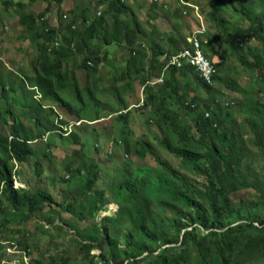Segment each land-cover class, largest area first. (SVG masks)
Here are the masks:
<instances>
[{"label":"trees","instance_id":"obj_1","mask_svg":"<svg viewBox=\"0 0 264 264\" xmlns=\"http://www.w3.org/2000/svg\"><path fill=\"white\" fill-rule=\"evenodd\" d=\"M236 1L240 4L241 19L234 26H229L223 15L218 14L224 7L232 4L231 0H215V3L213 0H208L211 6V16H208V21L211 20L216 30L214 31L209 23L214 34L206 33L209 37L208 42L202 39L201 33H196V35L202 41V47H207L211 51L208 58L216 55L214 41L220 36L225 46L221 49L226 55L237 53L242 63L252 67L245 54H241L243 50L245 52L248 50L253 57L251 63L264 71L262 60L264 56V0H258L259 6L263 7L260 12L257 11L256 4L252 0ZM150 4L153 7L162 5L163 8L165 5L169 8V4L161 0H151ZM180 7L185 8L184 11L192 8L187 4H181ZM49 8L47 7L44 13ZM127 8L128 4L124 0H111L108 9L105 12L101 11V15L96 14L92 17L84 11L78 13L72 10L74 15L71 20L65 19L64 12L59 8L60 20H58L57 28L45 22L40 26L34 14L26 15L27 18L21 21V25H25L26 30L28 28L30 33L35 34L36 47L40 54L38 59L44 62L43 69L48 70L43 71V76L38 74L34 78L36 87L44 92V96L64 101L58 90L65 87L66 83L53 79L57 76L56 72L61 69L62 58L83 53V64L86 68L93 69L96 63L93 62V65H90L88 61H95L98 48L93 49L91 40L98 38L101 33L105 34L101 31L106 27L107 14L116 16L113 28L117 31L120 23L119 16ZM181 13L180 9L175 12L177 18L182 16ZM248 21L251 25L246 27L245 24ZM178 24L177 22V35L168 34L167 36V47L160 43L152 47L151 61H157L159 55L165 51L177 53L184 48L194 47L193 43L188 42V36L192 37L195 33L191 31L187 35L186 28ZM130 31L127 28L124 34L125 39L130 38ZM59 36L63 40V47L48 52L47 42ZM25 37H27L26 34L23 36L20 34L22 40ZM252 38L255 40L252 41ZM112 40L118 41V37ZM122 40L121 38L120 42ZM72 42H75V48H70ZM164 64L162 60V67ZM170 73V79H165L163 83L152 84L160 86L161 89L173 91L174 95L169 94L172 100L164 94L161 108H156L151 114L153 121L149 120L145 123L154 129H159L158 133L163 138L165 136L170 138L169 147H165V150L176 156V162L180 167H190L189 169L193 170L194 174L202 180L201 185L191 182L179 171L175 172L166 164V160H159L163 171L161 170L153 183L151 182L154 179L146 170H137L132 173L124 169L123 177L117 184L119 189L115 194L112 192L111 196V201L117 202L121 208L116 217L105 219L124 227L125 231L123 230L119 237H112L107 226H97L95 223L91 228H94L95 233H104L102 240L106 243L107 250H102L99 256L91 255V251L99 244L97 245L94 241L83 242L79 239L80 249L86 250V254H90L91 259L97 258L102 264H264V175L250 181L241 172L240 166L246 160V155L242 147L243 142H240L242 146H238L236 125L234 118L231 117L232 111L226 115L219 112L220 108L233 106H229L230 101L225 105L220 103L218 89L211 91L212 88H217V82L222 78L215 73L210 79L200 77L195 66L185 61L180 67L172 66ZM184 74L188 78L180 85ZM2 76L3 73L0 71V85H2ZM21 79L25 82L23 77ZM197 85L199 89L195 90ZM11 88L13 91L24 90L27 95L30 92L23 85L16 88L11 86ZM191 91H193L191 97L188 98ZM35 92L32 89L31 95ZM259 92L260 95H264V85L261 86ZM261 105H264V102L259 98L251 100L250 107L245 109V121L255 138L257 148L264 150V109ZM138 108H143V106ZM125 111L119 115L124 120L127 119L129 110ZM5 112H11L12 115L7 117L3 115ZM6 118H9L12 123L9 133L0 129V215L5 214L10 219L16 213L19 216L24 215L27 220L50 208L65 218L61 211L68 210L66 213L71 211L69 205L65 203V197L62 201L55 198L44 187L43 182L39 181L40 184L34 186L28 179L26 187L16 188L14 186L15 178H22L19 175L20 172L15 169L17 162L22 163L33 158L37 169L40 167L37 153H40L38 148L43 146H40L39 141L42 142L40 139L46 131L39 129L36 134H33V131L27 130L25 125H22L23 121L13 114L11 108L3 112L0 109V122L8 124L9 121ZM81 118L83 117H77L78 120ZM64 123L67 122L61 120L60 124L64 125ZM20 124L21 127H18ZM68 126L66 125V128ZM50 127L56 128L57 125L54 123L52 126L46 125L49 131L52 130L49 129ZM127 129L124 136L127 139L125 147L127 154L138 152L145 157L149 152L145 141L136 137L130 128L127 127ZM69 134H74V131ZM146 135H148L147 131L143 137ZM48 146L42 150L44 156H50ZM238 148L242 152H239ZM86 169H88L87 172ZM74 171H77L75 174L77 178L83 172H86V176H83L85 180H82L81 185L80 182L76 187L71 185L72 189L68 195L75 199L77 197L88 198L89 213L95 215L93 209L96 208L98 213L104 208L106 201L110 202L108 199L103 200L104 191L100 192L99 189H95L105 172L95 162L84 163L76 167ZM134 174L135 177H132ZM149 184L157 189V195H151ZM250 188H254V192H251ZM243 190H247V195L242 193ZM113 195L116 199H118L116 195L122 197L121 202L116 201ZM3 220H6L5 217ZM66 222L65 224H68ZM4 224L5 222L3 226ZM68 225L73 226L70 223ZM3 226L0 227V248L4 246L2 242H12L14 235L21 230V228ZM21 246L26 250L32 264H44L43 260L32 258V250L28 243H21Z\"/></svg>","mask_w":264,"mask_h":264},{"label":"rangeland","instance_id":"obj_2","mask_svg":"<svg viewBox=\"0 0 264 264\" xmlns=\"http://www.w3.org/2000/svg\"><path fill=\"white\" fill-rule=\"evenodd\" d=\"M66 1H68L71 7L65 4ZM93 1L98 2V0H54L53 9L49 8V11L44 13L46 9L45 5L48 3L47 0H0V71L3 73L2 85H0V109L3 112L5 109L11 108L13 114L19 116L23 121L22 125H25L27 130L33 131V134H36L39 129L45 130L46 125H50L51 121L60 123L63 117H65L64 120L67 123L71 121L70 123L73 124L72 122L76 120L78 116L93 119L98 116V114L99 116L102 114H109L110 111L104 110L105 106L113 108L114 112L123 110L126 102L121 101L119 97L124 93V88L134 87L137 83V80L131 76V72H135V69H131V64L129 63L133 61V58L137 54H133L132 48H129L125 51V55H129V59H109L108 63L103 62L99 66L100 73L93 76L94 84L98 85V83H100L102 85L106 71H109V75H106L108 78L106 81L109 83L107 87L109 89L104 91L90 93V83H86L82 72H79L81 78L78 79L77 82L64 80L67 86L61 91L60 95L65 102L63 100L53 99L50 103V101L45 102L44 100L43 103L46 106H44L43 109L41 105L33 100L31 95H27L25 91H13L10 88L11 86L15 88L19 85L24 86V82H22L21 79H19L20 82H18V73L23 75H25L24 71L36 73L33 70L38 69L41 64L38 59V54L35 51L37 41L35 34L30 33L28 28L26 30L25 25H21V21L27 18L26 15L30 13L34 14L40 26H42L44 22L50 23L51 25L54 23V27L57 28L60 16L59 12L54 7H60L62 9L73 8L76 9L78 13H81L83 7L87 3L92 6ZM124 1L127 3L129 0ZM145 1L147 5H150L151 0ZM165 1H168L169 8L158 9L160 18L158 23L162 24L161 26L164 29L169 30L168 34H176V23L178 22V25L186 28L187 35H189L191 31L194 32L202 29L201 36L205 42H208L209 37L207 34L209 32L214 34L213 30H216L211 20L208 21V16H211V6L208 4V0ZM8 2L10 4H8ZM213 2L215 3V0H213ZM231 2L232 4L224 7L218 15H223L227 25L234 26L235 23L241 19V11L239 10L240 4L238 1L231 0ZM18 3L22 5L18 6ZM181 4L190 5L192 8L191 10L184 11L185 8H181ZM178 9L182 11L180 14L182 16L180 18H177L175 14ZM261 10L262 7L257 6V11ZM62 11L64 12V18L65 15L68 16L65 19H72L74 15L72 10ZM100 11H103V9H100ZM198 15L201 16V19ZM209 23L213 30L209 26ZM249 25H251V23L249 21L246 22L245 26L248 27ZM237 26H239L238 23ZM20 34L22 36L25 34L27 35V37L24 38L25 41L20 38ZM236 35L239 37L238 34ZM188 42L193 43V38L188 36ZM214 43H216V56L213 59L217 62L219 69L218 73L222 80L217 82V88H212L211 91L213 92L215 89H218V99L223 105L229 101V106L232 105L234 107L236 104L234 108L227 106L220 108L219 112L226 115L229 111H232L231 117L234 118L233 121H235L236 125V136L239 141L238 146H242L240 142H243L242 147L246 155V160L243 161L240 166L241 172L248 180L254 181L257 177L264 175V150L258 149L256 146L255 138L245 121V109L250 107L251 100L259 98L260 101L264 102V95L259 94L261 86L264 85V76H262L264 71L259 66L251 63L253 57L248 53V50L247 52L243 50L241 54H245L252 67L242 63L237 53H229V55H226L223 49H221L222 46H225L220 36ZM257 47H260V45H257ZM141 48H144L147 52L150 50L145 45H142ZM145 51H142L141 54ZM77 55H79L80 58L83 57V53H77ZM143 59H145L144 56ZM158 60H163L161 54ZM262 60L264 61V56ZM20 67H22V69ZM123 68L130 71V74H127V72L124 73ZM75 71H77V69H75ZM182 78L180 85L186 82L188 76L184 74ZM168 79H170L169 76ZM137 87H140L139 83ZM182 89H184V87ZM198 89L199 86L197 85L195 90ZM192 92L193 91L190 92L188 98L191 97ZM169 94L174 95L172 91H170ZM167 98L172 100L171 97ZM243 104L247 105V107ZM35 105L38 106L37 111ZM261 107L264 109V105H261ZM143 108L142 110L146 109L145 107ZM139 110L137 112H139ZM153 110L154 107L152 110L148 109L140 115L144 122L142 131L138 133L137 137L145 141L144 143L148 147L149 152L145 157L138 152L127 154L125 150L127 139L119 140V137V141L113 142L111 137L103 135V131L100 128L101 124L97 123V121L93 122V126L83 124L81 127H75L73 124L74 130L78 134V138L76 139L78 143L75 142L76 137L74 135L72 138L69 136L65 138V141L60 142L55 132L49 133L47 142L42 143L39 141L41 143L40 146H43L38 148L40 153H37L40 160L38 166L40 167L37 169L33 158L22 163L17 162L15 169L20 172L19 175H21L22 178H17L18 180L16 181L22 183L24 180L29 179L34 186H38V184H40L39 181H41V183L43 182L44 187L47 188L55 198L62 201L65 197V203L69 205V210L71 211H69L70 213H66L68 210L61 211V214L64 215L65 218L56 210L50 208L38 213L31 222L29 221L25 227L21 228L19 233L14 235L15 238L13 241L19 243V246H21V243H28L32 250V258L43 260L44 264H102L97 258L91 259V255L94 254L99 256L102 250H107L106 243L102 240L105 235L103 232L95 233L94 228L91 227L95 223H97V226H107L112 237H119L121 232L123 230L125 231L124 227L117 225L115 222L106 220L105 218L116 217L121 206L117 202H111L109 204L108 201H106L101 211L97 213L95 208L93 209L95 215H91L89 213L88 198L77 197L75 199L73 196L70 197L68 195L69 191L72 189L71 185L76 187L79 185V182L81 185L82 180H85L83 176H86L88 169L78 178L76 175H73L77 173L74 169L84 165V163L88 164L89 162H95L103 172H105L95 187V189H99L100 192L104 191L103 200L108 199L111 201L112 192L115 194L119 189L117 184L123 177L124 169L132 173H135L137 170H146L154 179L151 182L153 183L161 170L163 171L159 164V160H166V164L175 172L179 171L191 182L201 185L202 180L194 174L195 172L193 170L189 169L190 167H180L176 162V156L172 152L165 150V147H169L170 138L166 136L163 138V136L158 133L159 129H154L149 126L148 123H145L150 120L149 117ZM3 115L8 117L12 114L11 112H5ZM6 119L9 123L0 122L2 125L0 129L9 133L12 121L9 118ZM108 119L115 124L118 122V116L115 115L110 116ZM140 124H142L141 121L137 125ZM70 126L72 127V125ZM18 127H21V124L18 125ZM125 128L126 125L123 124L115 126L113 128L114 138H117L119 135L124 136L122 131L125 130ZM145 131H147L148 135L143 137ZM47 146L50 148V156H44L42 153V150ZM238 151L242 152L240 148H238ZM68 175H73L71 180L65 179L66 181L69 180V182H63V177L67 178ZM132 177H135V174ZM49 180L52 181L50 182ZM15 185L17 186L18 183H15ZM148 188L152 196L158 194L157 189L154 188L152 184H149ZM250 190L254 192L255 189L250 188ZM242 193L247 195V190H243ZM116 197L118 199L113 195L116 201L119 202L120 200L121 202L122 197L117 195ZM10 220L8 225L18 224L16 214L14 217H11ZM64 221L73 226L65 224ZM89 224L91 225L89 226ZM30 230H32V232ZM93 236H96V238H93ZM79 239L83 242L94 241L97 245L99 244V246L91 251V255L86 254V250L82 251L80 249L81 241ZM6 243V247L3 250L0 249V262L3 259H10V254L8 252L9 247L13 249H24L22 246L13 247L8 244L9 242Z\"/></svg>","mask_w":264,"mask_h":264},{"label":"crops","instance_id":"obj_3","mask_svg":"<svg viewBox=\"0 0 264 264\" xmlns=\"http://www.w3.org/2000/svg\"><path fill=\"white\" fill-rule=\"evenodd\" d=\"M161 2L168 3V1L166 2L165 0H163V1L161 0ZM65 4H67L68 7H71V6H69L68 1H66ZM110 4H111V0H98V2L93 1L92 6H90L87 3L83 7V11L85 13H87L88 15L93 17L96 15V13L98 11H100V9H103V11L105 12L106 9H108V7L110 6ZM126 4H128V8H127V10L122 12L119 16L120 23L117 27V31L113 28V26H114L113 21L117 19L116 16L112 15V14H107L106 15L107 21L105 23L106 27L103 28L101 31L103 33L105 32V34L101 33L98 38L91 40V45L93 46V49L98 48V51H97L98 56L95 58V61H92V60H89V61L95 62L96 66L93 69H88V68H86V66L82 62L83 57L80 58V56L77 54L68 55V56H65L62 58L63 64L61 66V69L59 72H56L57 76L53 77V79L57 80L58 82H59V80L64 82V83H65L64 80H66V81L69 80L70 82L71 81L77 82V80L81 78V74L79 72H82L83 77L86 80V83L87 82L90 83V85H89L90 93H94L95 91H97V92L104 91L106 89H109L107 87L109 85V83L106 81V79H108L106 75H109L108 74L109 71L108 70L106 71V75L102 81V85L100 83H98V85H99L98 86V85L94 84L95 82L93 81V76L95 74L100 73L99 66L103 62L108 63L109 59H117V58L129 59V55H125V51L128 50L129 48H132V53L133 54L135 53L137 55L133 58V61L129 62V63L131 64L130 68L135 69V72H131V76L135 80H137V83L134 85V87L124 88V93H122V95L119 97V99L121 101L126 102L123 110H119L118 112H114L113 108L105 106L104 110L110 111V113L107 115L102 114L101 116H99V114H98V116H96L93 119H90V118L87 119L84 116H81L83 118H81L80 120L77 119L78 121L74 120L72 122L74 124V126L77 123L75 127H81L83 124H87L88 126H93V122L97 121V123L101 124L100 128L103 131V135L111 137L113 142L125 139L124 136L126 134V131L128 130L127 127L130 128L136 134V137H137L138 133H141V131H142V126H143V122H144V120L141 119L140 115L148 109L152 110L153 107H154V110L156 108L157 109L161 108V104H162L161 102L163 100L164 94H167V97H170L169 92L171 91L168 89L167 90L161 89L160 86L152 84V82H155L157 79H159L161 77H164V80L168 79V76L171 78V76H170L171 74H169L168 71L167 72L164 71V69L162 68L161 61H158V59H157V61H151L152 47L156 43H160L165 47H167V44H168L167 36H168L169 30L164 29L161 26L162 24L158 23V21L160 19L159 15H158L159 14L158 9L166 8V6L164 5L163 8H162V5H159V6L157 5V7H153L152 4H150L151 6H149V5H147V2L145 0H129ZM45 6H46V8L50 7V9H53V1H50V2L48 1V3H46ZM54 8H56V10L58 11L60 7H54ZM60 9H62V8H60ZM196 9H197V7H196ZM62 10H76V9L71 8V9H62ZM52 25H54V23ZM127 28H129V31L131 29V31L129 32L130 38L125 39L124 34L127 31ZM118 30H119L120 35L118 34ZM116 37H118V41L112 40L113 38H116ZM121 38L123 39L122 42H120ZM23 41H25V40H23ZM142 45H145L150 50L148 52L145 51L144 48H141ZM35 51L37 52L38 57H39L40 54H39V51L37 50V47H35ZM142 51H145L146 53L143 52L141 54ZM153 51H154V49H153ZM163 53L161 54V56L163 55ZM143 56L145 57V59H143ZM40 62H41V64L39 65L38 69L33 70L36 73H32L29 71H24L25 75L18 73V82H20L19 79H21V77H23V79H25L24 86L26 87V90L30 91V92H28L29 93L28 95H31L32 89H35L36 92L34 94H32L31 96H32L33 100H35L39 105H41L44 108V106H46V105H44L43 101L44 100H45V102L50 101V103H51V101L53 99L50 96L49 97L44 96V92L36 87V83H35V79H34L35 76H37L38 74L43 76L44 75L43 71H48V70L43 69L44 62L43 61H40ZM20 68L22 69V67H20ZM36 68H37V66H36ZM75 69H77V71H75ZM123 70H124L123 71L124 73L127 72V74H130V71H128L126 68H123ZM45 74H46V72H45ZM20 75H21V77H20ZM24 76H25V78H24ZM16 81H17V77H16ZM138 83L140 84L139 88L137 87ZM66 86L67 85H65V87ZM18 87H20V85ZM65 87L58 90L59 94L61 93V91ZM22 91H24V90H22ZM91 96H92V94H91ZM41 98H42V101H41ZM145 102H147V104H145ZM35 106L38 108L37 105H35ZM140 106H143L146 109L142 110L144 108H139L140 110H142V111H140L138 109V107H140ZM125 110H129L128 115L126 117L127 118L126 120L119 117L120 113L126 112ZM138 110H139V112H137ZM112 115L118 116L117 124L110 122V120L108 119ZM149 118L151 120V116ZM64 119H65V117H63L62 120H64ZM140 121L142 124L137 125ZM152 121L153 120H151L150 122H152ZM70 122L71 121H69L68 124L64 123V125L65 124L66 125H72V132L74 131V134L76 137L75 139H77L78 134L75 132L74 126ZM53 123L56 124L57 127L60 126V125H58V122H55V121H51L50 125L52 126ZM119 124L126 125L125 130L122 131V134L124 132V136H120L118 134L119 136L117 138H114L113 128ZM61 125H63V124H61ZM49 129H52L53 130L52 132H55L58 135V140L60 142L65 141V138H67L69 136L72 138L74 135V134H72V135L71 134H68V135L58 134V132H57V131H59L58 128L50 127ZM45 130H46L47 134L44 132L43 135L46 136L47 139H49V132H51V131H49L48 129H45ZM97 132L100 134V132L98 130H97ZM119 137H120V139L118 140ZM132 137L134 139L136 138L134 136H131V138ZM61 138H62V140H61ZM36 141H38V140H36ZM75 142L78 143L76 140H75ZM42 143H44V142L42 141ZM73 175H75V174H73ZM73 175H68L67 178L63 177L62 181L65 183H68L69 180H71V177ZM65 179H69V180L66 181ZM20 184L23 187H26L28 185L26 180H24L22 183L20 182ZM7 211H10L11 213L14 212L13 210H9V209H7ZM16 216L18 219V224L8 225L11 220L8 219L5 214L0 215V227H2L3 223L5 222L3 227L23 228V227H25V225L29 221L31 222L33 219V217L32 218L29 217L27 220H25L24 215L19 216L16 214ZM4 217L6 220H3ZM9 245H11V244H9ZM5 247H6V244H4V246H2L0 249L3 250Z\"/></svg>","mask_w":264,"mask_h":264},{"label":"built area","instance_id":"obj_4","mask_svg":"<svg viewBox=\"0 0 264 264\" xmlns=\"http://www.w3.org/2000/svg\"><path fill=\"white\" fill-rule=\"evenodd\" d=\"M101 15V11L96 13ZM68 16L65 15V18ZM75 27V26H74ZM194 47H187L177 53L164 52L162 55L163 61L165 62V70L172 66H182L185 62H189L195 66L196 71L201 77L210 79L212 74L215 72V68L208 59L205 58L202 43L197 37H192ZM64 43L59 36L52 41L47 42L48 52H53L56 49H61ZM68 46V45H67ZM70 48H75V42L70 44ZM88 64L93 65L92 61H88ZM164 77H161L155 81V83H162ZM43 140H47V137H43ZM16 247V246H15ZM8 252L12 255L10 259H3L0 264H32L30 257L27 255L26 250L20 248H9Z\"/></svg>","mask_w":264,"mask_h":264},{"label":"clouds","instance_id":"obj_5","mask_svg":"<svg viewBox=\"0 0 264 264\" xmlns=\"http://www.w3.org/2000/svg\"><path fill=\"white\" fill-rule=\"evenodd\" d=\"M51 1H53V0H51ZM255 4H256V8H257V6H259V2H258V0H252ZM260 7H262V6H260ZM262 10H263V7H262ZM258 12H260V11H258ZM199 16V18L201 19V16L200 15H198ZM260 27V26H259ZM202 29H199V30H196V31H194V35L192 36V37H197V35H196V33H202ZM260 35H263V34H260ZM198 38V37H197ZM203 39V38H202ZM252 41L253 40H255V38H252L251 39ZM49 42V41H48ZM201 43H202V41H201ZM203 48V47H202ZM215 48V50H216V46L214 47ZM208 50V48L206 47V48H203V52H204V56H205V58L206 59H208L209 60V62H211L212 63V65L214 66V68H215V74L216 75H219V73H218V71H219V69H218V65H217V62L216 61H214V57L216 56H213V58H208V54L209 55H211V51L210 50H208V53L206 52ZM165 52H167V51H165ZM165 63V62H164ZM189 63V62H188ZM191 64V63H190ZM163 69H164V71H168L169 73H170V68L169 69H167V70H165V64H164V66L162 67ZM195 70H196V68H195ZM197 72V71H196ZM198 73V72H197ZM198 75H199V73H198ZM200 76V75H199ZM201 77V76H200ZM165 81V80H164ZM163 81V82H164ZM162 82V83H163ZM152 83H155V82H152ZM35 90V89H34ZM58 125H60V126H58V127H56V128H58V130L59 131H57L58 133H61L62 135H68L70 132H72V127L69 125L68 126V128H66V125H61L60 123H58ZM65 126V127H64ZM44 131H46V130H44ZM51 132H49V133H52V130H50ZM47 134V133H46ZM43 137H46V136H44V135H42ZM43 137H41L42 139V141L43 142H47L48 141V139L45 141V140H43ZM128 157V156H127ZM16 180H18V179H16L15 178V181H14V186L16 187V188H19V187H23L21 184H20V182H18V181H16ZM15 183H18V185L16 186L15 185ZM111 202H115V201H110L109 202V204L111 203ZM116 203V202H115ZM107 207H108V205H107ZM7 242H9L8 244H11L10 246H13V247H15V246H19V244L17 243V242H15V241H12V242H10V241H7ZM3 244H7L6 242H2ZM20 247V246H19ZM9 248H12V247H9ZM8 248V249H9ZM10 254V253H9ZM12 255L10 254L9 255V257H11Z\"/></svg>","mask_w":264,"mask_h":264}]
</instances>
